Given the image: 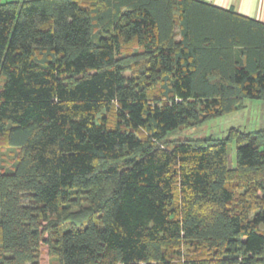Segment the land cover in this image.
<instances>
[{
    "label": "trees",
    "instance_id": "1",
    "mask_svg": "<svg viewBox=\"0 0 264 264\" xmlns=\"http://www.w3.org/2000/svg\"><path fill=\"white\" fill-rule=\"evenodd\" d=\"M246 100L264 24L232 9L0 2V264H264V129L167 140Z\"/></svg>",
    "mask_w": 264,
    "mask_h": 264
},
{
    "label": "rangeland",
    "instance_id": "2",
    "mask_svg": "<svg viewBox=\"0 0 264 264\" xmlns=\"http://www.w3.org/2000/svg\"><path fill=\"white\" fill-rule=\"evenodd\" d=\"M9 1L21 0H0L2 3ZM108 117L113 119L112 114H108ZM231 129H237L240 132L246 133L264 129V101L246 100L243 102V107L240 109L232 113L208 120L197 127L170 133L167 137V140H204L208 138L213 140L224 139L228 136V133ZM4 159L7 162V166H9L14 162L15 156L8 153L7 150L5 152ZM227 160L228 167L233 168L235 166L234 142H228ZM42 258H46L45 252Z\"/></svg>",
    "mask_w": 264,
    "mask_h": 264
},
{
    "label": "crops",
    "instance_id": "3",
    "mask_svg": "<svg viewBox=\"0 0 264 264\" xmlns=\"http://www.w3.org/2000/svg\"><path fill=\"white\" fill-rule=\"evenodd\" d=\"M23 1V0H21ZM220 9H232L237 15L264 24V0H204Z\"/></svg>",
    "mask_w": 264,
    "mask_h": 264
}]
</instances>
